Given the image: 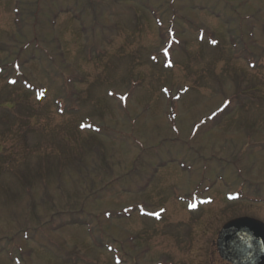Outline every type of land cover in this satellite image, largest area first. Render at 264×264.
Returning a JSON list of instances; mask_svg holds the SVG:
<instances>
[{
    "label": "rangeland",
    "instance_id": "obj_1",
    "mask_svg": "<svg viewBox=\"0 0 264 264\" xmlns=\"http://www.w3.org/2000/svg\"><path fill=\"white\" fill-rule=\"evenodd\" d=\"M0 67V264H230L264 222V0H0Z\"/></svg>",
    "mask_w": 264,
    "mask_h": 264
},
{
    "label": "water",
    "instance_id": "obj_2",
    "mask_svg": "<svg viewBox=\"0 0 264 264\" xmlns=\"http://www.w3.org/2000/svg\"><path fill=\"white\" fill-rule=\"evenodd\" d=\"M217 247L233 264H264V224L247 217L232 219L220 230Z\"/></svg>",
    "mask_w": 264,
    "mask_h": 264
},
{
    "label": "trees",
    "instance_id": "obj_3",
    "mask_svg": "<svg viewBox=\"0 0 264 264\" xmlns=\"http://www.w3.org/2000/svg\"><path fill=\"white\" fill-rule=\"evenodd\" d=\"M143 6V5H142ZM145 6V5H144ZM145 9H146V6H145ZM137 15L138 14H136V13H134V16H135V18L137 19ZM156 21V20H155ZM156 23H157V21H156ZM101 26H103V23H101ZM169 34H170V38L174 41V36H173V34L169 31ZM26 50H27V54H28V58H31V54H29V51H28V48H27V46H26ZM21 52V51H20ZM162 53V51L160 50V54ZM15 59H17L16 57H14ZM160 59H161V57H159ZM165 57H163L162 58V60H167V59H164ZM154 59H156V58H154ZM156 62H158V60L156 59ZM163 67L164 68H171L172 66L171 65H169L168 63H165L164 62V65H163ZM17 83L15 82L14 84H7V86H11V85H13V87L15 86V87H17V85H16ZM15 90H16V92H20L19 91V89H17V88H15ZM24 93V92H23ZM23 95H25V96H27L25 93L23 94ZM18 99H22V97L20 96L19 98H17L16 100H18ZM15 99H12V102L13 101H15V103L17 104V105H19L20 103H18L17 101H16ZM9 104V102H3V107H6L7 109H9L10 107H12V104L11 105H8ZM14 104V103H13ZM3 107H2V109H3ZM1 109V108H0ZM73 110V109H72ZM74 111H76V110H74ZM21 112L23 113V106H21ZM12 118H14V123L15 122H19L20 121V116L19 117H17V116H12ZM83 131H90V132H92V135H91V137L92 138H94V139H96L97 140V138H98V133L97 132H94L93 131V129L89 126V127H87L86 128V126H84L83 128H80L79 127V125H76V126H74V128H73V132H75V133H82ZM97 137V138H96ZM25 142H26V139H23ZM64 140H67V138H64ZM34 148H35V145H34ZM26 149H28V145H27V147H26ZM1 160V159H0ZM23 181H20L19 179V181L20 182H22L23 183V186L24 185H30L31 184V182H29V180H32V179H27V177H28V174L27 173H23ZM4 185H5V187L6 188H13V187H15L16 186V184L15 183H11L12 185H13V187H11V186H9V187H7V184H5V183H3ZM27 196V195H26ZM22 200V197H21V195H19V196H17V195H12V194H10L8 191H6V194L4 195V203H6L7 205H9V204H11L12 202H13V205L12 206H10V208H12L13 209V207H16V205L15 204H18L20 201ZM188 200H189V198H188ZM187 200V201H188ZM182 201H184V200H182ZM19 206V205H18ZM17 206V207H18ZM32 207H33V209L35 208L34 207V205H32ZM12 209L10 210L11 211V213H13V215L15 216V214H18V212H13L12 211ZM10 213V214H11ZM27 239H29V237L27 236ZM108 251H113V250H111V249H107ZM115 259H119L118 261H117V263L116 264H121V259L120 258H118V257H114V260Z\"/></svg>",
    "mask_w": 264,
    "mask_h": 264
},
{
    "label": "snow or ice",
    "instance_id": "obj_4",
    "mask_svg": "<svg viewBox=\"0 0 264 264\" xmlns=\"http://www.w3.org/2000/svg\"><path fill=\"white\" fill-rule=\"evenodd\" d=\"M213 43H215V41H213ZM165 51H167V49H165ZM193 206H194V205H193ZM155 215H157V216H158V215H159V213H155Z\"/></svg>",
    "mask_w": 264,
    "mask_h": 264
}]
</instances>
